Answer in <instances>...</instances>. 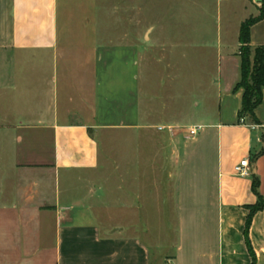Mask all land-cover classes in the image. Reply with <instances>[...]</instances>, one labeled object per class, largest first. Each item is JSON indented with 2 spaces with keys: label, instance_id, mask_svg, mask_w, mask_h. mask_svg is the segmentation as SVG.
<instances>
[{
  "label": "crops",
  "instance_id": "crops-1",
  "mask_svg": "<svg viewBox=\"0 0 264 264\" xmlns=\"http://www.w3.org/2000/svg\"><path fill=\"white\" fill-rule=\"evenodd\" d=\"M254 6L251 16H258ZM88 8L93 0H0V63L8 65L11 54H39L44 73L38 89L29 79L26 118L0 126V264H264V89L258 123H242L239 37L236 48L221 53L215 107L205 110L206 121L189 125L180 167L166 175L174 238L169 252L158 247V263L138 225L100 215L115 207L97 183L96 132L151 124L140 45L113 41L103 16ZM251 45H264V19L252 26ZM194 126L201 128L191 135ZM245 158L250 176L236 174Z\"/></svg>",
  "mask_w": 264,
  "mask_h": 264
},
{
  "label": "rangeland",
  "instance_id": "rangeland-1",
  "mask_svg": "<svg viewBox=\"0 0 264 264\" xmlns=\"http://www.w3.org/2000/svg\"><path fill=\"white\" fill-rule=\"evenodd\" d=\"M93 1L94 11L88 8L87 12L103 16L113 41L141 47V91L151 124L138 131L96 132L100 149L97 183L105 187L101 194H109L115 207L100 215L130 227L138 225L135 231L154 243L159 263L158 247L169 252L174 238L175 212L164 202L171 188L166 175L180 167L189 125L206 121L205 110L215 107L214 80L219 78L221 53L236 48L242 22L257 11L255 4L258 11L264 4L253 0ZM28 56L11 54L8 65L0 63L1 127L26 118L29 100L24 92L30 80L35 83L32 89H38L44 76L37 67L39 54ZM177 121L180 127L172 131L170 126L162 127ZM2 140L0 134V157ZM135 201L140 208L132 207Z\"/></svg>",
  "mask_w": 264,
  "mask_h": 264
},
{
  "label": "trees",
  "instance_id": "trees-1",
  "mask_svg": "<svg viewBox=\"0 0 264 264\" xmlns=\"http://www.w3.org/2000/svg\"><path fill=\"white\" fill-rule=\"evenodd\" d=\"M264 19V5L258 16H251L242 22L239 33L241 56L242 77L237 84V88L244 90L242 98V107L239 111L240 118L245 117L258 123L256 108L262 103L264 89V45L253 47L251 45V28L254 24ZM260 180L257 175H253V188L257 192ZM262 207L261 205L253 206L247 220V229L249 228L253 216ZM248 246L252 248L248 242Z\"/></svg>",
  "mask_w": 264,
  "mask_h": 264
},
{
  "label": "built area",
  "instance_id": "built-area-1",
  "mask_svg": "<svg viewBox=\"0 0 264 264\" xmlns=\"http://www.w3.org/2000/svg\"><path fill=\"white\" fill-rule=\"evenodd\" d=\"M246 118L243 117L241 119V122H245ZM201 126H194L190 127V134L195 135L200 130ZM236 174L240 176H250L251 175V167H250V161L248 159H243L240 161V163L235 168Z\"/></svg>",
  "mask_w": 264,
  "mask_h": 264
}]
</instances>
